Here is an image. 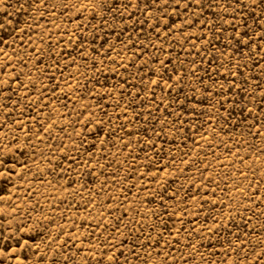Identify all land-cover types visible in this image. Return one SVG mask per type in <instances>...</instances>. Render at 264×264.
<instances>
[{"label":"rangeland","instance_id":"rangeland-1","mask_svg":"<svg viewBox=\"0 0 264 264\" xmlns=\"http://www.w3.org/2000/svg\"><path fill=\"white\" fill-rule=\"evenodd\" d=\"M0 264H264V0H0Z\"/></svg>","mask_w":264,"mask_h":264}]
</instances>
